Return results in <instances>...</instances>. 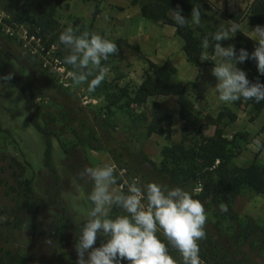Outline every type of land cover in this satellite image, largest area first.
I'll use <instances>...</instances> for the list:
<instances>
[{
    "label": "rangeland",
    "instance_id": "374dc122",
    "mask_svg": "<svg viewBox=\"0 0 264 264\" xmlns=\"http://www.w3.org/2000/svg\"><path fill=\"white\" fill-rule=\"evenodd\" d=\"M59 1L60 4L58 0H34V5L38 3L43 9L55 7L51 24H46L44 17L29 18L25 12L9 11L5 4H0V45L14 53V77L32 97L34 115L53 139V163L63 184L60 198L76 225L83 226L85 221L81 219L92 206L87 199L92 183L78 175L86 166L113 164L118 177L113 187L123 191L127 190L125 181L143 186L157 179L164 184L149 159L162 167L167 161L165 148L177 144L189 148L203 138L216 136L217 129L230 139L240 132L247 135L246 139H239L242 149L232 166L264 165V148L257 150L253 144L257 137H264V109L256 114L245 103L226 104L218 100L212 89L217 83L212 69L219 57L212 52L210 42L209 47L202 46L203 65L198 67L188 61L182 49L183 40L175 28L144 18L140 4H133L132 0ZM205 1L209 7L203 12L209 18L203 25L207 31L216 32L222 26L234 24L230 15L245 11L252 0ZM238 25L255 39V29L248 19ZM68 26L79 32L87 29L117 43V54L102 62L108 72L95 92L89 93L86 84L75 85L67 76L71 68L63 61L69 50L58 38ZM230 35L219 42L222 47L234 46L235 34ZM256 47L248 50L249 54ZM205 57L207 60H203ZM167 59L176 66L175 79L187 86L188 96L194 102V120L189 124L180 118L173 95L156 96L143 105L131 101L150 69L149 62L160 66ZM237 67L244 71V63ZM2 71L0 66V255L10 251L17 256L15 264L38 254L45 263L77 264L76 230L67 225L62 211L54 208L52 212L57 215L58 227L54 256L50 257V246L44 237L54 215L39 213L34 220V202L24 195V179L32 178L37 192L46 196L47 189L54 185V176L44 166L46 139L30 121L23 91L8 81ZM154 100L162 103L171 118L163 123L160 134L149 133ZM227 109L237 114L235 121L228 116L219 118V113ZM108 133L125 158L108 150L102 139ZM202 185L203 180L194 176L182 188L190 194L198 193ZM221 205L214 204L211 198L205 203L206 238L198 242L202 264H264V257H258L249 246L236 248L229 240L235 222L220 210ZM233 210L242 220L251 217L263 224L264 195L245 187ZM110 214L114 217L125 213L114 207ZM157 235L167 244L162 232ZM106 241L107 237L98 233L93 247ZM171 250L176 252L177 264H182L179 253Z\"/></svg>",
    "mask_w": 264,
    "mask_h": 264
},
{
    "label": "trees",
    "instance_id": "16d2710c",
    "mask_svg": "<svg viewBox=\"0 0 264 264\" xmlns=\"http://www.w3.org/2000/svg\"><path fill=\"white\" fill-rule=\"evenodd\" d=\"M60 3L61 2L58 0L57 4ZM132 3L140 4V12L144 18L155 22L161 21L164 24L173 26L176 30V34L183 40L182 49L188 61L192 62L194 65L198 67L203 65L201 60V49L205 37H209L211 50L214 52L216 41L210 39V34L215 32L213 29L207 31L203 25L204 20L209 18V16L203 12V9H208L209 7L208 1L132 0ZM0 4H5L4 8L9 11L15 10L18 12H25L29 18L31 16L36 20L38 18L41 20L42 17H44L46 24H51L53 22L52 18L55 13V7H51L48 10L43 9L38 3H36L35 6L34 0H0ZM194 7L199 8L201 12V23L198 26L191 23V12ZM171 10H180L185 18H189L188 24L184 27L176 25L175 21L172 19ZM95 12H97V9ZM230 17L236 24L246 18L254 29L257 26H264V0H252L245 11L239 14H231ZM257 45L258 43L241 29L235 33L234 46L237 54L241 48L248 51ZM13 60L14 53L11 49L0 45V66L3 69L2 72L8 81L12 84H17L23 91L27 102L30 121L46 139L43 158L44 166L51 170L54 176V185L50 189H47L46 196L40 195L37 192L32 178L24 179L22 181L24 195L34 202V220H36L39 213L49 216L53 214L54 208H57L62 211L67 225L73 226L76 230L77 238L80 226L76 225L73 219L67 214V207L60 198L63 193V184L62 177L53 163V139L35 117L32 97L26 92V88L20 85L18 80L14 77ZM149 64L150 69L147 71L144 80L136 89L133 97H131V101L138 105H143L153 97L173 95L176 97L179 105L180 118L183 119L186 124L192 122L194 120V102L188 96L187 86L175 79V74L177 72L176 66L170 59L164 61L160 66L152 61H150ZM244 71L250 82L264 83V75L258 72L254 60L248 59L244 62ZM236 102L239 105L245 103L251 106L256 114H259L264 109V101L256 103L255 101L244 100L242 98ZM226 116H228L231 121L237 119V114L229 109L219 113L220 119ZM165 121L170 122V116L164 110L162 103L154 100L152 102V119L149 124V133H162L163 123ZM246 137L247 135L245 133L240 132L230 139L225 136L220 129H217L216 136L213 138H203L189 148H186L183 144L165 148L164 156L167 161L162 167H158L150 159L148 162L152 164L154 171L157 172V178L163 179L164 185L170 187H183L188 182L189 178L194 176L200 177L203 180L201 191L198 193H191L192 197L201 201L204 208L209 198H211L216 205L224 203L227 208V211L224 212L225 215L229 216L235 222L233 233L228 235L229 240H232L236 248L242 249L244 246H249L250 250L256 252L258 257H264V223L259 224L251 217L242 220L233 210V205L238 195L245 187L251 188L264 195V165L257 163H252L246 167L231 165L233 159L242 149L238 143L239 139H246ZM102 139L106 142L108 150L114 156L118 155L125 158V153L121 151L119 146L117 144H112L114 140L109 133L104 135ZM170 162L173 165H171ZM154 182L163 184L157 179ZM57 227V215H54L53 222L49 225L47 230V237H44V241L47 240L50 246V257L54 256L56 248ZM169 253L174 258L176 252L171 250L170 246ZM17 262V256L10 253V251L0 255L1 264H15ZM18 264H20V262ZM21 264L50 263H45L43 256L38 254L35 257H28L27 260L23 261V263L21 262ZM122 264H126V260L123 261Z\"/></svg>",
    "mask_w": 264,
    "mask_h": 264
},
{
    "label": "clouds",
    "instance_id": "9594fccd",
    "mask_svg": "<svg viewBox=\"0 0 264 264\" xmlns=\"http://www.w3.org/2000/svg\"><path fill=\"white\" fill-rule=\"evenodd\" d=\"M171 13L176 25L188 24L189 18L180 10H171ZM191 23L200 25L199 8H193ZM238 30L239 25L234 23L210 34V39L216 41L214 51L219 57L212 69L217 80L212 89L218 100L226 104L242 98L260 103L264 101V83L250 82L237 64L252 59L258 72L264 75V26L252 31L258 46L251 54L243 48L237 54L235 46L222 47L219 43ZM58 39L69 50L63 61L71 68L67 76L75 85L86 84L89 93L95 92L108 72L102 62L117 54V43L87 29L79 32L71 26L66 27ZM203 47H209V37H205ZM253 144L257 150L264 148V137H257ZM78 175L81 180L92 183L87 195L92 206L81 219L85 223L77 233V264H122L125 260L129 264H177L169 253V246L179 253L182 264H202L198 242L206 238L207 214L202 202L194 199L190 192L154 181L143 186L125 181L127 190L117 189L113 186L118 177L111 163L86 166ZM114 207L125 214L113 217L110 213ZM220 210L226 212L227 208L221 205ZM161 232L167 244L158 237ZM98 233L107 237V241L93 247Z\"/></svg>",
    "mask_w": 264,
    "mask_h": 264
}]
</instances>
